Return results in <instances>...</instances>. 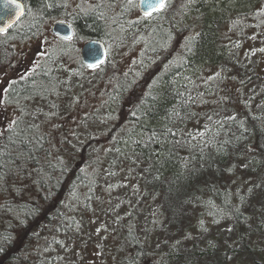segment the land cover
<instances>
[{"label":"trees","instance_id":"obj_1","mask_svg":"<svg viewBox=\"0 0 264 264\" xmlns=\"http://www.w3.org/2000/svg\"><path fill=\"white\" fill-rule=\"evenodd\" d=\"M22 1L28 15L0 35L4 51L63 14L74 39L109 47L153 34L143 69L164 56L144 82L145 72L92 76L80 46L68 45L73 37L55 38L35 73L5 84L0 263L264 264V70L240 51L255 32L264 35V0H167L135 21L133 0H94L80 12L61 7L64 0ZM173 37L183 43L171 54ZM98 80L110 89L98 94ZM83 83L96 94L95 131L54 134L50 121L73 110ZM223 110L235 116L210 120ZM95 135L110 146L90 141ZM116 205L124 213L112 223ZM105 208L99 230L89 231Z\"/></svg>","mask_w":264,"mask_h":264},{"label":"rangeland","instance_id":"obj_2","mask_svg":"<svg viewBox=\"0 0 264 264\" xmlns=\"http://www.w3.org/2000/svg\"><path fill=\"white\" fill-rule=\"evenodd\" d=\"M67 3V10L69 9H75L74 8V4L75 5H84L82 3V1L80 0H64ZM263 8H261L259 10V12L262 10ZM143 16V14L140 13V11H135V13L130 14L131 20L135 19H141ZM61 16H51V17H47L41 24H39L40 26L37 28V34L35 35L34 38H27V40L22 41V43H18L17 40L14 42H10V46L9 49L5 50L0 48V95H1V100L4 99L5 97V93L2 92V90L5 88L4 86H6L5 84H7L8 82H10L13 78H16L17 76H21L25 73H27L29 70H31L32 68H34L37 65V61H39V55H41V53H39V50L42 49L44 46L49 48V45H56L58 44V42L56 41L55 37L52 35L51 31H50V27H51V23L55 20H59ZM113 21H117L116 18L113 19ZM139 23V21H138ZM137 23V24H138ZM4 33H0V35L4 36ZM148 37V36H147ZM155 37L152 34V38ZM186 37V33L185 35H183V33L181 34V40H183ZM262 37L264 38V35H259V32H255L252 36H251V41H246L243 42L241 45V49H245V50H241V56L242 58H246V60H251L252 62L254 61H259L260 63V67H263L264 70V55L263 52H261V49L263 48L262 46L264 45V40L262 39ZM140 39H142V37H139ZM138 38V40H136V42H130V40L128 41L127 38H125L124 41V45L120 46V47H109V57L105 60L104 64L100 65L101 67H97V68H90L87 70V74H90L92 76H94V74L96 73H105L106 76L112 78L113 75H119V76H123V75H127V73L129 71L133 72V74L135 73H141V72H145L144 76L142 77V79L140 80V82H144L146 79H148L149 75H153V73L158 70L160 68V64L159 61H161V59L164 56V53H160L159 56H156L155 59L152 60L151 63L147 64V68L143 69V65H144V61H143V55L139 58L140 52L145 53L144 50H142V42H140V39ZM147 39V38H144ZM54 40V41H53ZM59 40V39H57ZM171 43L169 45V52H171V54L173 53L172 51H175L177 47H179V43L180 45L183 43V41L180 42V37H173L171 40ZM44 45V46H43ZM68 45L70 47V49H77V45L78 47L80 46V42L77 40H71V42H68ZM240 47V46H239ZM260 48V50H259ZM259 52V54H258ZM257 56V60L255 59V57ZM8 63V65L5 66V64ZM137 65H136V64ZM136 65V66H135ZM104 66H106L104 68ZM150 78V77H149ZM100 79V78H98ZM59 75L57 74L56 77H54V85L55 87L58 88V90L60 89V83H59ZM73 81V80H72ZM74 84L69 83L67 85H65V90H71V85ZM96 89L98 94H100V92L103 89H110V87H108V85L111 84V82H107V83H102L101 81H96ZM84 85V83L80 86L78 94L77 92H73L75 94H77L76 96V100L78 99V102L76 103V100L74 98L75 101H73V103L70 105V108L73 110H59L56 114V117H54L50 122L53 123V133L57 134V135H63L64 132L66 133L67 136H69L70 134H75L76 132L79 133L80 128L82 129V131L84 132L83 135H85L86 133H90L92 134L93 131H95V127L94 124L97 121L96 116H97V110H96V103H95V95L92 91H90V89L87 88V86H85L84 88L82 87ZM81 89V90H80ZM58 95L60 93H57ZM68 96V95H67ZM57 101H59L57 99ZM60 103L62 101H59ZM77 104V105H76ZM56 111V110H55ZM0 125L1 126H5L11 119H8V121H4L6 119L4 112H2L0 110ZM238 116H241L239 113L237 114ZM234 111L233 110H229L227 112H224V110L221 112H217L216 115H213L210 120L213 122H217L218 119L220 121H228V119H231L232 117H234ZM88 133V134H89ZM90 137V136H89ZM97 140L98 143L101 142V144L103 145V147H108L110 146V144L108 143V138L106 137H99L98 135L96 136H91L90 141H95ZM135 177V176H132ZM128 184H133L136 185L137 181L136 180H132L130 182L127 181ZM127 184V185H128ZM129 204L133 205V202H129ZM105 210L106 212L107 209L105 208L103 210V213L100 212V214L96 215L93 214V218L92 223L89 227V231L90 230H99L100 227V223L104 222V216H106L105 214ZM112 211H114L115 213H113L111 216L108 215L107 213V218L110 220V222H114L117 221L118 219H120L123 216L124 213V209L122 210V213L120 212V208H118V206H113L112 207ZM112 222V223H113ZM115 225V224H114ZM106 227V226H105ZM0 264H5L4 261H2ZM90 264H99L97 263V259H93L91 260Z\"/></svg>","mask_w":264,"mask_h":264},{"label":"water","instance_id":"obj_3","mask_svg":"<svg viewBox=\"0 0 264 264\" xmlns=\"http://www.w3.org/2000/svg\"><path fill=\"white\" fill-rule=\"evenodd\" d=\"M20 4L22 13L24 10V3L21 0H16ZM138 7L144 12V8L140 5L138 0ZM23 14L20 10L15 8L14 4L9 3V0H0V27H5L7 24L13 25ZM52 32L57 35L71 36V26L63 20L55 21L52 23ZM105 47L98 40L86 41L82 44L80 55L82 60L87 65L97 63L98 61H104Z\"/></svg>","mask_w":264,"mask_h":264},{"label":"bare ground","instance_id":"obj_4","mask_svg":"<svg viewBox=\"0 0 264 264\" xmlns=\"http://www.w3.org/2000/svg\"><path fill=\"white\" fill-rule=\"evenodd\" d=\"M22 1V0H21ZM80 1H82V3L84 4L83 6L82 5H75L74 4V8H75V10H77V11H85V10H87V9H90L91 8V6L93 5V3L95 2L94 0H80ZM134 2L136 1V3H137V9H139V7H138V0H133ZM22 3H24L23 1H22ZM96 4L98 3V2H95ZM59 5V4H58ZM58 5H54V11L58 8ZM61 7H63V8H67V3L65 2V3H63V5L61 6ZM60 9V8H59ZM68 11V10H67ZM139 11H140V13L141 14H143V12L141 11V9H139ZM60 12V10L58 11V13ZM23 15L20 17L21 18V20L23 19V20H25V18L27 17V6H26V3H24V10H23V13H22ZM59 16H61L60 17V19H62L63 21H65L66 23H68L70 26H71V29H72V31H71V34H72V39L73 40H77V41H79L80 42V45H82L84 42H86V41H90V40H92V39H94V40H98V41H100L103 45H104V47H105V50H106V54H108L107 55V58L109 57V46L108 45H106L102 40H100V39H98V38H96V37H92V38H75L74 39V36H75V34H74V32H75V28H74V25H73V23H71V22H69L68 20H66L65 18H64V16H63V14L61 15V14H59ZM142 18L144 19L145 17H144V15L142 16ZM129 34V33H128ZM35 37V35L34 34H32V32L31 31H28V32H26V33H23L22 34V36L21 37H19V38H15V40H13V42L14 41H16L17 40V42L18 43H22V41H24V40H27V38H34ZM119 40H121V39H119ZM136 40H138V38H136L135 39V41H133V42H136ZM140 42H142V50H144L145 51V53H142V52H140V55H139V58L143 55V57H144V59H146L147 58V56L149 55V53H148V50L146 51V48L145 47H150V46H152L153 44H154V37L152 38V35L149 37V38H147V41H141L140 40ZM44 46V45H43ZM45 49V46L42 48V49H40L39 50V53H41L43 50ZM151 56V55H150ZM143 59V58H142ZM143 59V60H144ZM154 59V57H151V60H153ZM152 62V61H151ZM136 64V63H135ZM137 65V64H136ZM135 65V66H136ZM38 64L34 67V68H32L31 70H32V72L34 71V73L38 70ZM19 77H21V76H17L16 78H13V81L14 82H16L17 81V78H19Z\"/></svg>","mask_w":264,"mask_h":264},{"label":"snow or ice","instance_id":"obj_5","mask_svg":"<svg viewBox=\"0 0 264 264\" xmlns=\"http://www.w3.org/2000/svg\"><path fill=\"white\" fill-rule=\"evenodd\" d=\"M131 2V0H129ZM140 5L143 6L144 12L143 15L145 17H150L154 13H158L162 11L166 7V0H139ZM9 3L14 4L15 8L17 10L21 11L22 10L20 7V4L16 2V0H9ZM11 27V24L5 25V27H0V33L6 32L8 28ZM72 37L71 36H63L62 39L64 40H70ZM103 63V61H98L97 63L89 64L88 67L90 68H97L99 64Z\"/></svg>","mask_w":264,"mask_h":264}]
</instances>
